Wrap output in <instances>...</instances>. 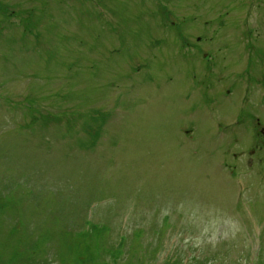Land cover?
<instances>
[{
	"label": "rangeland",
	"instance_id": "obj_1",
	"mask_svg": "<svg viewBox=\"0 0 264 264\" xmlns=\"http://www.w3.org/2000/svg\"><path fill=\"white\" fill-rule=\"evenodd\" d=\"M260 5L264 9V3ZM248 6L245 0H0V182L13 171L27 187L35 182L29 179H41L35 171L40 167L41 176L52 183V193L63 200L75 196L63 209V219L71 217L76 227L77 216H85L86 209L81 213V194L74 193L66 177L79 179L81 169V181L99 186L104 183V170L118 167L114 171L127 182L118 177L119 183H108L194 203L192 210L201 216L191 214L184 219L181 235L170 239L167 251L178 243L208 259L219 255L220 249L213 246L223 243L222 251L235 250L231 251L234 264H250L254 236L264 227V219L258 217L264 214V169L247 170L244 162L253 155L249 152L237 161L226 153L233 146L250 150L260 139L255 134L258 122L264 125V84L255 86L261 94L252 95L250 87L229 85L233 72L264 76V30L259 29L264 27L260 22L264 10L249 15L262 36L247 57L236 37L237 18L248 13ZM209 20L221 26V36L215 34L211 43L206 41L209 31L204 27ZM189 33L202 40L196 41ZM251 33L258 31L248 26L242 34ZM188 36L187 42L199 49L197 59L184 55L195 52L182 41ZM218 47L229 58L238 59L228 61L232 69L221 85L223 95L208 96L191 84V75L203 79L209 60L201 53L210 58ZM228 90H233L232 95L224 96ZM53 102L79 105L73 113L80 116L83 134L48 131L40 108ZM49 108L60 110L59 105ZM23 109L28 113L21 117ZM252 113L242 126H225L232 119L242 123ZM76 140L81 145L72 149L80 150L69 155L66 142ZM76 153L82 156L73 159ZM259 159L258 154L254 156L255 165ZM225 161L230 165L223 167ZM231 162L239 164L238 178H232ZM260 165L264 166V158ZM100 197L96 190L93 199ZM25 202L26 215L34 213L26 221L31 234L38 212H31L36 204L28 194ZM127 214L117 218V229ZM26 215L16 210L13 216ZM106 216L111 215L103 210L92 213L96 221ZM142 220L134 215L130 222ZM190 222L195 225L192 230ZM55 236L59 250H64L62 235ZM7 243L0 232V264L13 255ZM200 244L207 248L201 251ZM55 250L56 245L36 256L44 258L43 264H56Z\"/></svg>",
	"mask_w": 264,
	"mask_h": 264
},
{
	"label": "trees",
	"instance_id": "obj_2",
	"mask_svg": "<svg viewBox=\"0 0 264 264\" xmlns=\"http://www.w3.org/2000/svg\"><path fill=\"white\" fill-rule=\"evenodd\" d=\"M12 172L0 182V232L7 235V244H11L7 249L13 250V255L6 264H20L21 261L32 264V260H35V264H43L44 258H37L36 253L49 252L54 245L57 249L56 264H229L228 261H235V257H231L235 251L233 247L222 251V258L205 259L201 255H187L184 245L179 244L173 254L169 251L157 262L162 251L168 248L170 239L182 232L174 221V208L180 203L170 194L140 192L128 184L108 183L120 182L121 179L114 177L103 178L104 183L99 186L77 181L74 176L67 178V184L75 190L74 193L81 194L78 201L82 207L81 213L86 209L85 216H77L78 221L74 227L71 217L63 219V209L76 200L75 196L63 200L61 195L52 193V185L40 181L28 183L25 187ZM96 190L101 194L99 199H93ZM56 192L62 193V190L58 189ZM26 194L31 203L36 204L31 212H38V217L34 220L35 229L31 234L28 233L26 221L34 213L30 217L26 215L29 214L26 210ZM187 206L185 202L186 209ZM16 210L23 212L26 217L13 216ZM97 210H103L111 216L96 221L92 218V213ZM127 211L126 220L117 229V218H121ZM134 215L144 220L133 225L130 219ZM189 226L192 228L195 225L190 222ZM57 233L63 237L64 250H59L55 236ZM144 238L146 239L142 240ZM201 246L207 248L206 244ZM214 247L218 249L220 245ZM263 251L261 249L250 264H264Z\"/></svg>",
	"mask_w": 264,
	"mask_h": 264
},
{
	"label": "flooded vegetation",
	"instance_id": "obj_3",
	"mask_svg": "<svg viewBox=\"0 0 264 264\" xmlns=\"http://www.w3.org/2000/svg\"><path fill=\"white\" fill-rule=\"evenodd\" d=\"M214 68H216V67H215V64L211 65V68H206L205 71H206L207 74L212 75V74H214V72H213V70H212V69H214ZM227 68H228V66H225V67H224V72L227 70ZM221 81H222V78H219V79H218V82H221Z\"/></svg>",
	"mask_w": 264,
	"mask_h": 264
}]
</instances>
